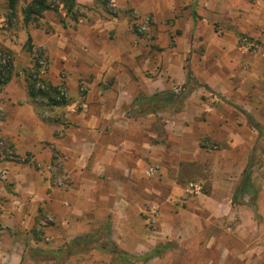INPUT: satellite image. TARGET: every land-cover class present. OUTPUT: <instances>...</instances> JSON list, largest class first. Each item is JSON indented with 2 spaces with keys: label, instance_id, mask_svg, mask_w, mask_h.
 <instances>
[{
  "label": "crops",
  "instance_id": "obj_1",
  "mask_svg": "<svg viewBox=\"0 0 264 264\" xmlns=\"http://www.w3.org/2000/svg\"><path fill=\"white\" fill-rule=\"evenodd\" d=\"M77 10L76 20L45 11L47 30L22 23L2 37L12 72L0 88V137L12 154L0 153V264H25L30 248L57 257V244L92 236L142 256L156 240L200 236L207 219L247 224L250 198H232L256 134L248 107L263 100L249 90L264 82V0H75ZM143 18L151 26L138 36ZM242 37L257 50L243 52ZM27 43L47 53L44 83L65 87L63 104L52 94L32 103ZM178 86L179 105L156 101ZM192 178L208 179V196L186 195ZM207 237L203 250L229 251Z\"/></svg>",
  "mask_w": 264,
  "mask_h": 264
},
{
  "label": "rangeland",
  "instance_id": "obj_2",
  "mask_svg": "<svg viewBox=\"0 0 264 264\" xmlns=\"http://www.w3.org/2000/svg\"><path fill=\"white\" fill-rule=\"evenodd\" d=\"M8 1L9 0H0V56L4 57L5 60H9V59L11 60V57L10 55L9 57L7 56L8 55L7 52L3 50L1 45L2 37H4V32L10 29H14L15 27L19 26V24L22 25V23H24L22 11L24 10L27 3L30 2L31 0H16V1L14 0L15 11L17 14V18L15 19L10 17L11 13L10 10L8 9ZM45 1L47 5H49L50 11H52L51 13L53 15L55 14L59 15L58 11L59 9L61 10L62 7L60 1L59 0H45ZM52 14L46 12L43 14V16H41L42 20L39 18H34L32 22H29L26 25H29L31 27H42L45 30H47L48 29L47 15H52ZM74 14L76 15L75 18L71 17V15H68V17L71 20H76L79 16L78 10L77 12L74 11ZM148 19L150 21L148 25V30L143 36L147 35V33L149 32V28L151 26V19L150 18ZM240 41L241 43H243L242 51L245 52L246 54L253 53L257 50L255 47V43L252 41L250 42L248 38L242 37ZM25 48L29 51L32 60L31 67H33L34 66L33 65L34 62L32 58L33 51L41 48H37V47L31 48L29 43L26 44ZM45 57L47 59L46 52H45ZM6 65H3L0 69L5 68ZM30 68L29 69L25 68L22 72V76L25 82H26V77L30 75ZM48 70L49 67L47 68V72L43 77V82H45L44 79L48 75ZM59 86L61 85H56L55 88H52L54 90V93H52L51 91L49 92H51V94L54 96L55 89ZM46 87L47 89L49 88L47 85ZM251 90H256L258 91V94L260 93L263 96L262 97L263 100H259V102L256 104L257 105L256 107L253 108V105L248 107L249 116L251 115L250 112L255 116V118L252 119L258 125V127L262 129L263 133L259 134L256 131V134H253L254 136L252 137L250 136L248 140L249 159L247 163L246 172H248V175L250 177L251 188H252L251 190L253 196L252 198H250V200H248L247 204L249 207L248 206L246 207L247 212L249 213L248 214L249 219L247 221V224L241 225L240 219L237 215L234 216L230 222H227V224L222 223V221H219L218 223L217 222L218 220L211 221L207 219L202 222L203 232L201 233L200 236H196L191 239L183 238L184 240L181 241H180L181 239L180 236H178L180 239L156 240L155 244L151 246L147 251H145L143 255L149 253L152 249H154L158 245L166 244L167 247L156 258L146 263L138 262L137 264H264V251H260L259 255H257L258 249L256 248L259 236L262 235L264 237V82L263 83L259 82V84L252 86V88L249 91ZM172 93L177 98V101L174 102V106H173L175 107V105H179V103L182 102V99L185 97L186 92L182 86H178L172 88ZM248 95L253 96V92H250ZM39 98H37L36 100H32L31 98L30 99L32 103L40 105L43 102ZM210 98H211L210 102L212 104L219 103L220 98L216 94L211 95ZM254 100L255 98L252 99V102ZM0 116H1V109H0ZM40 118H42L43 120H47L49 118V113L48 112L41 113ZM248 125L251 128L252 125L249 121H248ZM0 143H1L0 145L1 155L10 156L12 154V151L8 147V145H6V142L1 137H0ZM209 160L207 163V168L210 164ZM154 176L149 178L145 175L147 179H152L154 178ZM207 176L208 174H206V177ZM205 178H203L204 180L192 178L191 181H189L188 183L184 182L183 185L186 195L190 197L195 196L194 188H198L200 194H204L206 192L209 193L210 183L208 182V179ZM150 214L155 215V212L152 211ZM206 216H208V214ZM155 218L156 217L154 216L148 218L149 224L151 226L149 228L150 230L154 228L152 225L154 223L153 221ZM48 219L49 218L47 217L46 220L48 221ZM203 219L205 218L203 217ZM34 229L32 231V234L34 236L33 238L35 239L37 234L36 233L37 228L35 230ZM153 231L154 229L151 232ZM211 235L214 237L215 242H219L221 245L227 247L229 246L228 249L229 251L225 253L222 248L220 247L216 248V245L214 244L211 245L210 249L203 250L202 246L204 245V240L206 241V239H208L207 236H211ZM104 242L107 243L106 246H104L107 249L110 248L109 244L113 243V242H109V240L107 239ZM67 244H70V242H66L64 244L63 243L57 244V246L63 248V246ZM115 245L118 248L120 246L123 247L121 243ZM64 253H65L64 251H61V253H59L57 257L48 253L45 255L38 254L32 256L30 253L28 254L25 260V264H117L113 262L111 256H109L104 252L98 251L97 249L94 251H90L80 248L76 251L70 252L69 254H67V256L66 255L64 256ZM126 253L130 254V252L128 251H126ZM245 255H247V257H245Z\"/></svg>",
  "mask_w": 264,
  "mask_h": 264
},
{
  "label": "trees",
  "instance_id": "obj_3",
  "mask_svg": "<svg viewBox=\"0 0 264 264\" xmlns=\"http://www.w3.org/2000/svg\"><path fill=\"white\" fill-rule=\"evenodd\" d=\"M59 1L62 4V9L64 10V12L67 15H71V17L75 18L76 15L73 12V10L75 8V0H59ZM9 9L12 12L14 11V0H9ZM48 10H50V7H49V5H47L45 0H31L25 6L24 10L22 11L23 22L25 24H28L29 22H32L34 20V18L41 17L42 13L45 11H48ZM7 56L9 57V54ZM11 72H12V65H11V60L9 59L7 61V65L5 66V68L0 69V87L5 85L10 80ZM26 83H27V90H28L29 97L32 100H36L39 97L47 98L48 96H50L51 92L54 93V90L52 88H50V86H48L49 88L47 89V91H44V92H40L38 90H35V87H34L35 81L31 78V75H28L26 77ZM49 91H51V92H49ZM155 100H156V96L151 97V100L149 102L153 101V103H155L156 101L159 100V101H163V102L165 101L166 103H169V104H173L174 102L177 101V98L175 97L174 94L164 93L161 99L159 98L156 101ZM54 103H56V102H54ZM63 103H64V101L62 103H56V104L61 105ZM248 121L251 123L253 128L259 134L263 133L262 129L259 128L258 125L251 118H249ZM204 194L208 195L209 193L206 192ZM243 196H248L249 198H252V196H253L252 191H251V182H250L249 175H245L243 177L241 183L239 184L236 191L234 192L233 198H232V204L233 205H236V204L237 205H243L244 204L242 201ZM98 238L96 236H92L91 238L82 237V238L74 239L70 242V244L63 246L61 251H64V252L69 254L70 252L76 251L80 248L90 250V251H94L97 249L98 251L104 252V253L108 254L109 256H111L114 263H117V264H137L138 262L146 263V262L156 258L167 247L166 244H161L143 256H134V255H130V254L124 252L123 250L119 249L114 243H110L109 244L110 248L107 249L104 247V246H106L107 243L104 241L99 242ZM30 251H31L30 253L32 256L38 255V254L45 255L47 253L51 254L50 252H47V250H45V249L44 250L41 249V250L37 251V249H35V248H30ZM55 254H57V252L52 253L51 255L54 256Z\"/></svg>",
  "mask_w": 264,
  "mask_h": 264
},
{
  "label": "built area",
  "instance_id": "obj_4",
  "mask_svg": "<svg viewBox=\"0 0 264 264\" xmlns=\"http://www.w3.org/2000/svg\"><path fill=\"white\" fill-rule=\"evenodd\" d=\"M149 19L148 18H143L140 22V24L136 28V34L138 36H143L146 31L148 30V25H149ZM33 62L34 66L30 68V75L31 78L35 81V90H38L40 92H44L47 90V87L45 83L43 82V77L47 72L48 64H47V59L45 57V50L43 49H38L33 51ZM8 60H5L4 57L0 56V68L3 65H6ZM81 91H85V88H81ZM67 98V91L65 87L59 86L55 89V94L53 96V101L56 103H62L65 99ZM1 145V143H0ZM157 172V167L156 166H151L149 167L145 175L147 177H152L156 174ZM198 188H194V193L197 194L199 193Z\"/></svg>",
  "mask_w": 264,
  "mask_h": 264
}]
</instances>
